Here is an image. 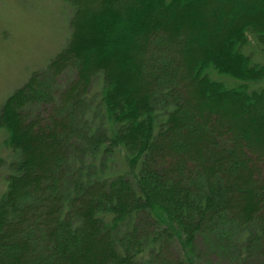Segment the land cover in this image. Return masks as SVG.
I'll return each instance as SVG.
<instances>
[{
    "label": "trees",
    "instance_id": "16d2710c",
    "mask_svg": "<svg viewBox=\"0 0 264 264\" xmlns=\"http://www.w3.org/2000/svg\"><path fill=\"white\" fill-rule=\"evenodd\" d=\"M62 1L70 41L0 110V264H264V0Z\"/></svg>",
    "mask_w": 264,
    "mask_h": 264
},
{
    "label": "rangeland",
    "instance_id": "374dc122",
    "mask_svg": "<svg viewBox=\"0 0 264 264\" xmlns=\"http://www.w3.org/2000/svg\"><path fill=\"white\" fill-rule=\"evenodd\" d=\"M72 16L71 6L62 0H0V110L7 99L21 88L33 73L47 68L67 46L72 35ZM243 52L251 58L253 64L264 65V52L254 36L249 35ZM65 77L64 81L58 82L50 89L51 92L61 89L73 80L74 72ZM213 79L224 82L229 87L235 86L231 79L219 78L216 75ZM259 87L264 88V83L256 86V89ZM101 88L100 80L93 87L94 102L98 100ZM6 137L1 131L0 159L5 161L6 166L0 171V194L6 190L8 165L14 159L13 153L4 146ZM112 160L109 174L121 175L130 171L134 173V168H130L122 150L116 151ZM260 259L253 255L252 262H249L259 264ZM202 261L208 264H222L216 258L213 260L203 257Z\"/></svg>",
    "mask_w": 264,
    "mask_h": 264
}]
</instances>
